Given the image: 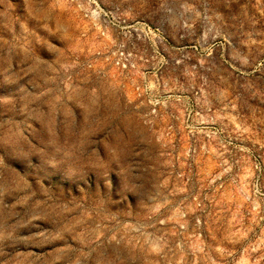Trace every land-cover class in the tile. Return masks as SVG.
Here are the masks:
<instances>
[{"label": "rangeland", "instance_id": "rangeland-1", "mask_svg": "<svg viewBox=\"0 0 264 264\" xmlns=\"http://www.w3.org/2000/svg\"><path fill=\"white\" fill-rule=\"evenodd\" d=\"M0 264H264V0H0Z\"/></svg>", "mask_w": 264, "mask_h": 264}]
</instances>
